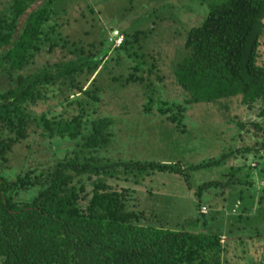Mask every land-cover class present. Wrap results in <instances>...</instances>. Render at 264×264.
Listing matches in <instances>:
<instances>
[{
    "label": "trees",
    "instance_id": "1",
    "mask_svg": "<svg viewBox=\"0 0 264 264\" xmlns=\"http://www.w3.org/2000/svg\"><path fill=\"white\" fill-rule=\"evenodd\" d=\"M61 2L0 0L1 264L225 263L222 234L149 224V215L132 202V189L117 181L121 174L154 171L187 178L232 155L264 158V63L259 62L264 0L210 4L202 22L187 31L183 53L172 63L176 86L189 97L164 101L159 112L178 126L187 105L216 101L215 110L228 116L245 142L189 164L96 156L110 141L111 120L100 116L105 100L90 89L93 76L110 50L126 51L140 33L112 29L111 36L85 45L57 22ZM53 98L62 107L75 103L76 113L66 117L34 109ZM17 147L26 150L21 170L5 178L2 172ZM239 182L233 175L208 181L195 195ZM199 207L201 214L207 212Z\"/></svg>",
    "mask_w": 264,
    "mask_h": 264
},
{
    "label": "rangeland",
    "instance_id": "2",
    "mask_svg": "<svg viewBox=\"0 0 264 264\" xmlns=\"http://www.w3.org/2000/svg\"><path fill=\"white\" fill-rule=\"evenodd\" d=\"M60 1L57 22L65 34L80 38L85 45L118 29L128 35L140 33L138 43L126 51L110 50L93 76L90 89H96V96L105 100L100 116L111 120L110 141L97 151L98 158L189 164L217 158L245 144L237 136L236 126L226 121L228 116L215 110L216 101L187 105L178 126L157 109L164 101L169 104L189 97L176 86L172 63L183 53L187 31L202 22L210 4L220 0ZM38 5L37 1L29 9ZM259 62L264 63V34ZM34 109L38 113L50 109L69 117L76 113L77 105L62 107L53 98L39 102ZM25 151L24 147L13 151L10 167L2 176L10 179L21 170ZM263 174L264 158L246 154L191 171L187 178L166 171L134 172L118 175L117 182L132 189V202L149 215V224L218 232L224 240L223 264H264ZM231 175L242 182L225 189L209 187L196 197L200 185ZM199 205L207 212L201 214Z\"/></svg>",
    "mask_w": 264,
    "mask_h": 264
},
{
    "label": "built area",
    "instance_id": "3",
    "mask_svg": "<svg viewBox=\"0 0 264 264\" xmlns=\"http://www.w3.org/2000/svg\"><path fill=\"white\" fill-rule=\"evenodd\" d=\"M119 41H120V39H119ZM201 211H202V212H206V208H205V207H202V208H201Z\"/></svg>",
    "mask_w": 264,
    "mask_h": 264
}]
</instances>
